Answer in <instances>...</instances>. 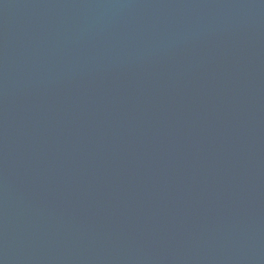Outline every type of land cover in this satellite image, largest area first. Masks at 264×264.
I'll list each match as a JSON object with an SVG mask.
<instances>
[{
  "label": "water",
  "instance_id": "95a60500",
  "mask_svg": "<svg viewBox=\"0 0 264 264\" xmlns=\"http://www.w3.org/2000/svg\"><path fill=\"white\" fill-rule=\"evenodd\" d=\"M0 264H264V0H0Z\"/></svg>",
  "mask_w": 264,
  "mask_h": 264
}]
</instances>
